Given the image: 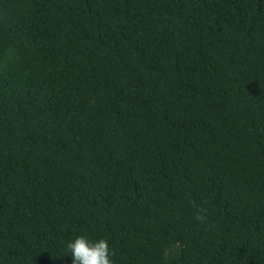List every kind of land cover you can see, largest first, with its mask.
Here are the masks:
<instances>
[{"label": "trees", "instance_id": "trees-1", "mask_svg": "<svg viewBox=\"0 0 264 264\" xmlns=\"http://www.w3.org/2000/svg\"><path fill=\"white\" fill-rule=\"evenodd\" d=\"M264 264V0H0V264Z\"/></svg>", "mask_w": 264, "mask_h": 264}, {"label": "clouds", "instance_id": "clouds-1", "mask_svg": "<svg viewBox=\"0 0 264 264\" xmlns=\"http://www.w3.org/2000/svg\"><path fill=\"white\" fill-rule=\"evenodd\" d=\"M70 264H113L112 252L104 238L90 239L86 235H76L65 242Z\"/></svg>", "mask_w": 264, "mask_h": 264}]
</instances>
